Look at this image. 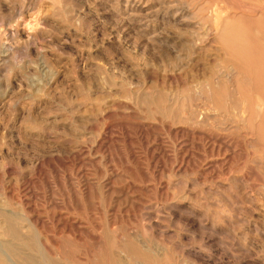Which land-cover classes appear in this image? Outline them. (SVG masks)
<instances>
[{"label":"rangeland","instance_id":"1","mask_svg":"<svg viewBox=\"0 0 264 264\" xmlns=\"http://www.w3.org/2000/svg\"><path fill=\"white\" fill-rule=\"evenodd\" d=\"M46 260L264 264V0H0V264Z\"/></svg>","mask_w":264,"mask_h":264},{"label":"bare ground","instance_id":"2","mask_svg":"<svg viewBox=\"0 0 264 264\" xmlns=\"http://www.w3.org/2000/svg\"><path fill=\"white\" fill-rule=\"evenodd\" d=\"M235 2H236V1H235ZM237 2H238V1H237ZM233 4H234V2H233ZM234 5H235V4H234ZM236 6H237V5H236ZM247 6H248V4H247ZM262 6H263V5H262ZM262 6H260V8H261ZM248 7H249V6H248ZM251 7H252V6H251ZM240 8H241V7H240ZM253 8H254V6H253ZM244 9H245V8H244ZM256 9H257V8H256ZM262 10H263V9H261V11H262ZM260 14H261V13H260ZM238 15H239V14H238ZM241 15H242V14H241ZM240 21H241V20H240ZM244 52H245V51H244ZM220 93H221V92H220ZM197 104H198V103H197ZM225 115H226V114H225ZM218 117H219V116H218ZM40 244H41V243H40ZM1 245H2V244H1ZM14 258H15V257H14ZM42 258H43V262H44V257H42ZM30 259H31V258H30ZM133 259H134V257H133ZM16 260H18V259H16ZM41 260H42V259H41ZM47 260H48V258H47ZM47 260H46V261H47ZM43 262H42V263H43ZM49 262H50V261H49ZM53 262H54V261H53ZM35 263H36V262H34V264H35ZM38 263L40 264V261H39ZM42 263H41V264H42ZM46 263L48 264V261H47ZM46 263H45V264H46ZM57 263H58V261H57ZM36 264H37V263H36ZM43 264H44V263H43ZM50 264H53V263H50ZM58 264H60V262H59Z\"/></svg>","mask_w":264,"mask_h":264}]
</instances>
